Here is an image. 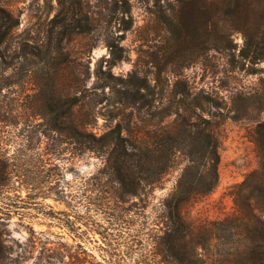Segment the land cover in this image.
<instances>
[{
  "label": "rangeland",
  "instance_id": "rangeland-1",
  "mask_svg": "<svg viewBox=\"0 0 264 264\" xmlns=\"http://www.w3.org/2000/svg\"><path fill=\"white\" fill-rule=\"evenodd\" d=\"M173 1L0 0L18 21L16 34L46 59L20 75L0 74L20 80L0 90V113L6 110L4 116L15 122L4 128L0 154L20 156L25 173L23 207L7 227L12 255L27 249L19 264L45 262L40 243L27 240L31 231L67 243L71 264H105L114 245L94 228L128 243L115 250L120 264L142 258L167 264L155 257L148 237L160 232L161 201L173 189L184 156L177 153L176 165L159 186L148 187L146 200L124 194L120 204L132 210L122 216L124 223H112L105 210L117 201V184L101 187L90 179L102 159L88 152L75 156L71 139L50 130L37 113L58 92L62 101L79 100L71 115L96 132L119 121L134 132L155 134L168 126L177 131L183 116L189 122L210 118L218 136L217 183L191 201L184 216L200 223L237 213L230 188L260 165L254 131L264 120V0H245L244 9L232 15L217 0L222 11L205 30L194 24L189 35L179 36L168 16ZM137 84L143 86L139 93ZM204 96L211 102L202 111L198 102ZM53 171L52 187H40L39 179ZM40 190L46 193L32 197ZM56 192L66 202L55 199ZM14 200L12 190L5 201Z\"/></svg>",
  "mask_w": 264,
  "mask_h": 264
},
{
  "label": "trees",
  "instance_id": "trees-1",
  "mask_svg": "<svg viewBox=\"0 0 264 264\" xmlns=\"http://www.w3.org/2000/svg\"><path fill=\"white\" fill-rule=\"evenodd\" d=\"M222 1L226 5L223 9L226 15L235 14L245 6V0ZM158 10L161 11L160 8ZM221 11L217 0H174L168 16L176 36H179L189 35L196 27L194 24L202 25L205 30L207 22ZM17 24L14 15L0 7V74L9 71L12 75H20L37 68L39 62L46 60L39 50L28 49L22 37L15 32ZM18 79L10 80L2 76L0 90L20 83ZM140 85L135 86L136 93L141 91L143 86ZM61 94L58 92L57 99L44 105V112L37 113L46 119L50 130L71 139L75 156L88 152L102 159V165L90 179L101 187L110 181L117 184V190L113 193L117 201L105 210L112 223H124L126 220L122 216L132 210L120 204L125 201L123 195L146 200L150 195L148 187L159 186L168 171L176 165L179 152L186 162L173 189L161 201L157 215L160 232L148 237L149 243L156 248L153 251L155 257L167 264H264V120L257 123L254 131L260 165L230 188L237 213L220 220L194 223L184 216L186 206L198 196L210 192L218 179V136L210 118L200 115V121L189 122L183 116L177 131L173 130V126H168L155 134L134 132L119 121L102 132H96L72 116L79 100L74 96L70 104V101H62ZM210 102L211 98L204 96L198 102V107L203 111ZM70 108H74V111H70ZM4 111L0 113V142L5 134V126L15 124L4 116L7 112ZM24 174L20 156L0 154V264H19L25 259L27 249L16 252L14 256L7 239L11 214L23 207L20 188ZM56 174L55 171L45 173L39 179L40 187H52L51 177ZM30 179L32 181L28 183H33V178ZM12 190L17 200L5 201ZM37 193L32 197L46 192L40 190ZM56 195L58 197L55 199L66 202L57 192ZM94 229L108 239L106 241L110 245H114L110 250L113 258L105 264L122 263L118 259L120 254L115 250L122 245L129 246L124 238L120 234H104L100 228ZM27 240L40 243V256L45 261L43 264H71L72 254L67 243L43 238L34 231L30 232ZM66 256L69 260H66ZM145 256L154 258V255ZM136 263L147 264L143 258Z\"/></svg>",
  "mask_w": 264,
  "mask_h": 264
}]
</instances>
